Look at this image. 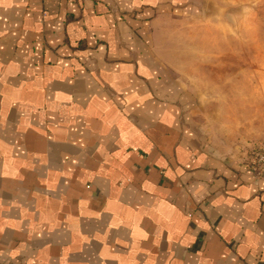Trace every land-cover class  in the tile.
Returning a JSON list of instances; mask_svg holds the SVG:
<instances>
[{"label":"crops","instance_id":"obj_1","mask_svg":"<svg viewBox=\"0 0 264 264\" xmlns=\"http://www.w3.org/2000/svg\"><path fill=\"white\" fill-rule=\"evenodd\" d=\"M201 16L197 0H0V264H264L246 165L264 119L226 84V139L202 126L182 54Z\"/></svg>","mask_w":264,"mask_h":264},{"label":"rangeland","instance_id":"obj_2","mask_svg":"<svg viewBox=\"0 0 264 264\" xmlns=\"http://www.w3.org/2000/svg\"><path fill=\"white\" fill-rule=\"evenodd\" d=\"M197 3L202 12L201 22L192 28L193 44L183 47V68L189 73L185 77L187 84L201 99L202 126L212 138L222 141L226 139V118L232 117L233 111L226 106V84L238 94L248 96L246 108H255L264 119V0ZM187 29L190 31V26ZM226 70L235 75L238 70L246 73L232 77L226 75ZM240 109V115L247 110ZM263 141L249 142L246 151Z\"/></svg>","mask_w":264,"mask_h":264},{"label":"built area","instance_id":"obj_3","mask_svg":"<svg viewBox=\"0 0 264 264\" xmlns=\"http://www.w3.org/2000/svg\"><path fill=\"white\" fill-rule=\"evenodd\" d=\"M246 165L256 178L264 177V141L249 148Z\"/></svg>","mask_w":264,"mask_h":264}]
</instances>
